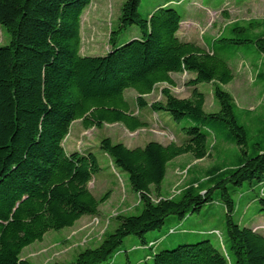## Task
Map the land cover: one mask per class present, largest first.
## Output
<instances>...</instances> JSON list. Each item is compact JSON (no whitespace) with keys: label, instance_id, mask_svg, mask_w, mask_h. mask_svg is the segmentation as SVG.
I'll use <instances>...</instances> for the list:
<instances>
[{"label":"trees","instance_id":"1","mask_svg":"<svg viewBox=\"0 0 264 264\" xmlns=\"http://www.w3.org/2000/svg\"><path fill=\"white\" fill-rule=\"evenodd\" d=\"M140 1L124 2L110 49L95 55L81 53V19L91 0H0V25L10 36L0 45V264H33L20 257L25 247L99 215L108 193L97 198L88 188L101 169L98 158L92 149H66L64 140L76 120L84 128L147 127L128 89L139 110L173 119L182 139L128 147L103 137L100 149L127 174L141 211L118 214L97 247L54 264H264V227L256 225L264 217V117L249 125L242 117L249 110L222 89L234 78V55L264 59V31L233 24L206 48L178 36L189 0H157L146 15ZM185 72L193 76L189 97L164 88L163 100L146 102L157 84L174 86L172 74ZM257 80L264 85V61ZM201 83H213L217 110H205ZM218 138L238 153L199 171L191 159L207 157L222 144ZM181 156V190L169 196L163 182ZM213 205L221 208L217 226L208 224Z\"/></svg>","mask_w":264,"mask_h":264},{"label":"rangeland","instance_id":"2","mask_svg":"<svg viewBox=\"0 0 264 264\" xmlns=\"http://www.w3.org/2000/svg\"><path fill=\"white\" fill-rule=\"evenodd\" d=\"M125 1L91 0L81 19V53L101 55L108 52L110 32L118 28L121 7ZM155 1L157 0H141L140 13L146 15ZM186 12V18L180 24L178 35L181 39L194 41L206 48H209L210 43L233 24L247 27L253 32L264 31V0H189ZM132 32V29L123 31L119 35V42ZM9 41L8 32L0 25V45H5ZM263 61V56L259 54L240 52L234 55L230 60L234 78L230 83L222 86L240 109L249 110L250 114L242 113L244 121L249 125L253 124L255 117H264V85L257 80V73ZM172 77L175 80L174 86L160 83L155 86L152 93L144 96L148 104L163 100L161 91L164 88H169L170 92L179 98L190 96L192 90L190 81L193 76L185 72L173 73ZM198 88L205 94V110H217L218 102L213 93V83H201ZM125 95L133 103L135 114H140L148 121L147 127L133 132L121 123H105L100 127L84 128L80 120H76L72 123L70 133L64 140L66 149L79 151L92 149L98 158L101 169L93 174L88 188L97 198L108 193V198L99 205V215H85L72 227L48 231L42 241L34 242L22 250L21 259L33 264L72 262L79 252L86 248H95L100 244L105 235L114 229L115 217L118 214H137L141 211L138 194L130 188L127 174L113 166L110 157L100 149V140L109 136L114 142L120 141L128 147H134L143 146L150 140L164 144L171 141L179 143L182 135L177 130V123L165 114L152 112L149 109L139 110L135 103L137 94L133 89L126 90ZM259 127L260 125L253 129ZM217 140L222 143V139ZM237 153L233 145L222 143L216 150H211L207 157L191 159L190 163L202 171L213 164L222 165V159L230 160ZM183 160L185 158L182 156L174 159L168 169L163 189L169 196L178 194L181 190L185 175V171L180 167ZM239 207L241 210L242 205ZM219 209H221L219 205H213L209 209V212L215 211V215L208 221L211 226L219 225L217 216ZM247 211L250 214L253 213V209ZM204 214L207 213L204 212ZM192 217L195 218L197 215ZM256 225L264 227V217L258 219ZM130 239L135 238L134 236L126 238L123 245L127 246Z\"/></svg>","mask_w":264,"mask_h":264},{"label":"crops","instance_id":"3","mask_svg":"<svg viewBox=\"0 0 264 264\" xmlns=\"http://www.w3.org/2000/svg\"><path fill=\"white\" fill-rule=\"evenodd\" d=\"M180 33V29H179V31H178V34ZM179 37H180V35H178ZM181 38V37H180Z\"/></svg>","mask_w":264,"mask_h":264}]
</instances>
